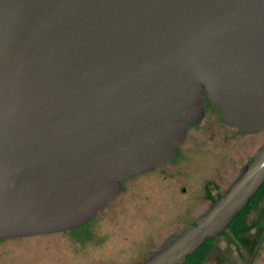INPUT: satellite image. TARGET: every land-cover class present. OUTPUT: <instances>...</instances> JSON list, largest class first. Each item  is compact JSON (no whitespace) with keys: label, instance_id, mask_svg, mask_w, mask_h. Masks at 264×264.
Returning <instances> with one entry per match:
<instances>
[{"label":"water","instance_id":"95a60500","mask_svg":"<svg viewBox=\"0 0 264 264\" xmlns=\"http://www.w3.org/2000/svg\"><path fill=\"white\" fill-rule=\"evenodd\" d=\"M204 102L264 130V0H0V239L97 218L172 160ZM264 183V146L140 264H184Z\"/></svg>","mask_w":264,"mask_h":264},{"label":"rangeland","instance_id":"374dc122","mask_svg":"<svg viewBox=\"0 0 264 264\" xmlns=\"http://www.w3.org/2000/svg\"><path fill=\"white\" fill-rule=\"evenodd\" d=\"M205 111L176 157L153 172L123 179L121 194L97 218L58 233L2 238L0 264H140L193 223L264 146V130L241 134L224 124L216 109ZM263 209L260 201L247 212V223ZM241 239L249 251L217 235L199 264H264V216Z\"/></svg>","mask_w":264,"mask_h":264},{"label":"trees","instance_id":"16d2710c","mask_svg":"<svg viewBox=\"0 0 264 264\" xmlns=\"http://www.w3.org/2000/svg\"><path fill=\"white\" fill-rule=\"evenodd\" d=\"M221 194V193H220ZM218 194V196L220 195ZM216 196V197H218ZM215 197H212V201H214ZM262 201L264 202V183L259 187L257 192L252 196L249 200L248 204L245 208L240 210L237 215L230 221L229 226L226 231L218 234L224 235L228 240L231 242H236L237 248L243 247L244 250L249 251L250 247H248L241 239L242 234L249 231V229L253 226H257L262 222V218L264 216V209L260 212L259 217L257 220L252 222L251 224L247 223V212L253 210L257 207L258 203ZM213 238H207L205 241L190 255H187L186 261L184 264H199L200 259L199 257L207 251L210 246L211 241ZM258 248V243L255 244V247ZM242 253V251H240ZM243 255V254H242ZM244 257V255H243Z\"/></svg>","mask_w":264,"mask_h":264},{"label":"flooded vegetation","instance_id":"af4514ba","mask_svg":"<svg viewBox=\"0 0 264 264\" xmlns=\"http://www.w3.org/2000/svg\"><path fill=\"white\" fill-rule=\"evenodd\" d=\"M203 106H204V110H205V108L207 107V106H210L211 108H213L208 102H204V104H203ZM219 113V112H218ZM205 114H206V111H205ZM220 114V113H219ZM196 125H198V124H196ZM196 125H193V126H196ZM192 125H189L188 126V131H189V129L191 128V127H193ZM182 145V144H181ZM178 152H179V150H178ZM178 154V153H177ZM176 157V156H175ZM164 165V164H163ZM162 167V165L161 166H159V167H157V168H155L154 170H157V169H160ZM148 172H153V170H151V171H148ZM148 172H140V173H148ZM139 174V173H138ZM135 175H137V174H135ZM216 198V197H215ZM213 201H211V203H212ZM194 222V221H193ZM205 253V252H204ZM203 253V254H204ZM202 256V255H201ZM201 256L199 257V259L201 260Z\"/></svg>","mask_w":264,"mask_h":264}]
</instances>
